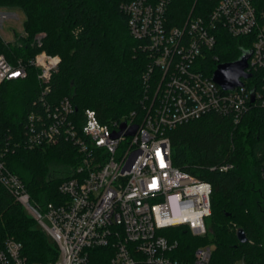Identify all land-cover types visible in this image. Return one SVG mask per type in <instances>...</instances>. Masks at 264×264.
Returning <instances> with one entry per match:
<instances>
[{"label": "built area", "instance_id": "2783aa9c", "mask_svg": "<svg viewBox=\"0 0 264 264\" xmlns=\"http://www.w3.org/2000/svg\"><path fill=\"white\" fill-rule=\"evenodd\" d=\"M174 4L132 0L121 6L137 50L149 60L142 76L141 121L134 111L102 124L93 109L80 120L70 98L53 106L34 103L38 109L28 114L22 143L15 145L35 149L68 141L78 149L81 164L59 185L65 200L34 202L7 165L9 142L0 141V183L58 246V260L48 264H210L211 246L197 248L190 258L163 234L186 227L205 235L212 213L211 184L173 165L169 132L210 114L239 125L252 108L264 109V12L256 0H193L181 13ZM5 14L0 11V32ZM225 36L242 38L240 49L251 53L245 70L250 77L233 90L214 81ZM42 37L35 38L38 45ZM60 62L45 51L16 65L0 55V83L25 80L34 68L43 101ZM134 126L136 133L127 135ZM233 167L224 164L220 170ZM22 251L20 242L8 238L0 264H31Z\"/></svg>", "mask_w": 264, "mask_h": 264}, {"label": "trees", "instance_id": "16d2710c", "mask_svg": "<svg viewBox=\"0 0 264 264\" xmlns=\"http://www.w3.org/2000/svg\"><path fill=\"white\" fill-rule=\"evenodd\" d=\"M132 0H0V9L21 11L24 35L14 42L0 36V55L16 65L28 62L45 51L61 59L50 92L41 101L37 70L28 68L25 80L0 83V141L9 142L8 167L24 182L34 202L44 206L65 200L59 185L72 176L82 162L78 149L68 141L54 146L29 149L22 143L25 121L38 109L34 103L52 106L70 98L76 117L83 119L93 109L102 124L120 121L131 112L143 117V74L149 60L137 50L127 15L121 6ZM264 12V0H256ZM193 0H175L179 13ZM42 34L41 45L35 38ZM218 55L232 63L247 50L242 38L224 37ZM173 165L212 186V213L208 232L194 238L186 227L174 228L171 240L179 251L192 257L201 246L213 248L210 264H264V109L252 108L235 125L232 119L216 114L179 126L169 132ZM64 171L51 172L50 164ZM232 164L223 172L220 166ZM248 241L240 243L238 230ZM8 238L23 246L31 264H48L59 258L56 244L37 228L36 221L0 183V249Z\"/></svg>", "mask_w": 264, "mask_h": 264}, {"label": "water", "instance_id": "95a60500", "mask_svg": "<svg viewBox=\"0 0 264 264\" xmlns=\"http://www.w3.org/2000/svg\"><path fill=\"white\" fill-rule=\"evenodd\" d=\"M250 56L251 53L249 51H244L238 60L232 63L220 64L214 73V81L218 83L224 90H233L236 87L241 86V78L247 79L250 77V75L245 72ZM253 101L254 95L252 96V102ZM124 127L125 124L122 125V128ZM136 131L137 126H134L127 135H134ZM237 238L240 243H246L248 241L247 235L242 229L238 230Z\"/></svg>", "mask_w": 264, "mask_h": 264}, {"label": "rangeland", "instance_id": "374dc122", "mask_svg": "<svg viewBox=\"0 0 264 264\" xmlns=\"http://www.w3.org/2000/svg\"><path fill=\"white\" fill-rule=\"evenodd\" d=\"M0 11L6 13L5 19H4V27L0 32V36L6 41L14 42L18 38H20L22 35H24L25 16L21 11H9V10L3 9V8L0 9ZM50 167H51V172H53V171H58V172L64 171V168L62 167V165L51 163ZM27 213L29 216H31V214L28 211H27ZM173 213L174 214L178 213L177 208H175V207L173 208ZM205 223H206V229H207L206 234L208 235L209 234V232H208L209 218L206 219ZM37 228L40 229V226L38 224H37ZM173 232H174V229H169V230H165L163 232V234H166L167 236L172 237ZM46 235H47V239H48L49 243L55 244L53 239L48 234H46ZM193 236H195L194 238H196V239H200L204 235H199V236L193 235Z\"/></svg>", "mask_w": 264, "mask_h": 264}]
</instances>
